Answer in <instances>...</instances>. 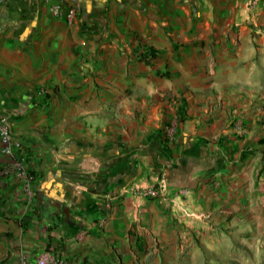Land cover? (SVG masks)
Returning <instances> with one entry per match:
<instances>
[{
	"label": "crops",
	"instance_id": "obj_1",
	"mask_svg": "<svg viewBox=\"0 0 264 264\" xmlns=\"http://www.w3.org/2000/svg\"><path fill=\"white\" fill-rule=\"evenodd\" d=\"M76 4L0 5V264H264V0Z\"/></svg>",
	"mask_w": 264,
	"mask_h": 264
},
{
	"label": "built area",
	"instance_id": "obj_2",
	"mask_svg": "<svg viewBox=\"0 0 264 264\" xmlns=\"http://www.w3.org/2000/svg\"><path fill=\"white\" fill-rule=\"evenodd\" d=\"M47 2L52 0H45ZM64 1V0H60ZM74 3L75 6L76 0H69ZM3 0H0V5ZM56 9L59 10L60 6L57 5ZM175 127L170 126L168 128L169 134L174 133ZM0 141H1V152L4 155H12L15 151H19L21 153L26 154V145L24 141L17 137L11 130V126L8 118L0 112ZM3 175H17L22 183V187L24 191L29 194L31 197H34V181L35 177L32 174L29 166L27 165L25 158L18 157L14 160L13 163L5 166L2 171ZM168 191V183L167 180L162 178L161 183L158 188L143 190V194L151 197H159L163 193ZM183 193H186L187 190H183ZM21 264H67L66 259L62 257L56 256V254L52 250H45L40 256L36 259L32 260L26 255L21 256Z\"/></svg>",
	"mask_w": 264,
	"mask_h": 264
},
{
	"label": "trees",
	"instance_id": "obj_3",
	"mask_svg": "<svg viewBox=\"0 0 264 264\" xmlns=\"http://www.w3.org/2000/svg\"><path fill=\"white\" fill-rule=\"evenodd\" d=\"M144 48L147 52H142V54L140 55V58L147 61L149 64L152 63L151 59H155L158 56V49L155 48L154 46L150 45V44H143ZM186 100L183 101V105L181 106L180 109V118L184 119L185 115H186Z\"/></svg>",
	"mask_w": 264,
	"mask_h": 264
},
{
	"label": "rangeland",
	"instance_id": "obj_4",
	"mask_svg": "<svg viewBox=\"0 0 264 264\" xmlns=\"http://www.w3.org/2000/svg\"><path fill=\"white\" fill-rule=\"evenodd\" d=\"M262 252H263V253H262V256H261V261H264V260H263V257H264V249L262 250ZM261 264H262V263H261Z\"/></svg>",
	"mask_w": 264,
	"mask_h": 264
}]
</instances>
